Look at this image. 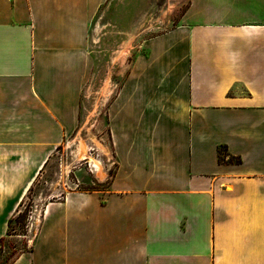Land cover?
Listing matches in <instances>:
<instances>
[{"label": "crops", "instance_id": "1", "mask_svg": "<svg viewBox=\"0 0 264 264\" xmlns=\"http://www.w3.org/2000/svg\"><path fill=\"white\" fill-rule=\"evenodd\" d=\"M109 1L0 0V238L79 126ZM143 47L108 107V187L49 199L11 264H264V0H189Z\"/></svg>", "mask_w": 264, "mask_h": 264}, {"label": "rangeland", "instance_id": "2", "mask_svg": "<svg viewBox=\"0 0 264 264\" xmlns=\"http://www.w3.org/2000/svg\"><path fill=\"white\" fill-rule=\"evenodd\" d=\"M188 3L189 0H110L101 8L85 40L95 65L82 94L79 126L55 149L21 201L19 212H26V216L15 222L12 234L0 242V264H9L18 253L31 248L49 199L62 197L72 190L108 187L116 168L109 149V104L147 38L177 25ZM80 140L88 146L85 157L77 153L76 143ZM92 159L101 161L102 174Z\"/></svg>", "mask_w": 264, "mask_h": 264}, {"label": "trees", "instance_id": "3", "mask_svg": "<svg viewBox=\"0 0 264 264\" xmlns=\"http://www.w3.org/2000/svg\"><path fill=\"white\" fill-rule=\"evenodd\" d=\"M220 154H221V159H223V158H222V156H223V154H224L223 149L220 150ZM230 160H232V157H231ZM235 160L239 161V159H235ZM95 190H96V189H95ZM97 190H98V189H97ZM22 204H23V202H21V203L19 204V207H20ZM19 211H20V209L18 208V209H17L18 215H16V214H17V212H16V213H15V214L9 219V227H8L7 235H11V234H12V230H14V223H15V222L21 221V220H23V219L25 218V216H26V212L23 213V212H19ZM4 238H5V237L0 238V242H1ZM23 251H25V250H23ZM23 251H21L20 253H22ZM20 253H18V255L15 256V258H14L9 264H11V263L16 259V257L19 256Z\"/></svg>", "mask_w": 264, "mask_h": 264}, {"label": "bare ground", "instance_id": "4", "mask_svg": "<svg viewBox=\"0 0 264 264\" xmlns=\"http://www.w3.org/2000/svg\"><path fill=\"white\" fill-rule=\"evenodd\" d=\"M76 144H77L76 147H77L78 156L79 157L87 156V154H88L87 144L83 140H80ZM93 162L95 163L96 167L98 168L99 173L102 174L104 170H103V165H102L101 161L99 159H94Z\"/></svg>", "mask_w": 264, "mask_h": 264}, {"label": "built area", "instance_id": "5", "mask_svg": "<svg viewBox=\"0 0 264 264\" xmlns=\"http://www.w3.org/2000/svg\"><path fill=\"white\" fill-rule=\"evenodd\" d=\"M41 223V222H40Z\"/></svg>", "mask_w": 264, "mask_h": 264}]
</instances>
